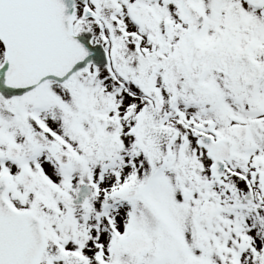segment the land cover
<instances>
[{
    "label": "snow or ice",
    "instance_id": "obj_1",
    "mask_svg": "<svg viewBox=\"0 0 264 264\" xmlns=\"http://www.w3.org/2000/svg\"><path fill=\"white\" fill-rule=\"evenodd\" d=\"M0 264H264V0H0Z\"/></svg>",
    "mask_w": 264,
    "mask_h": 264
}]
</instances>
